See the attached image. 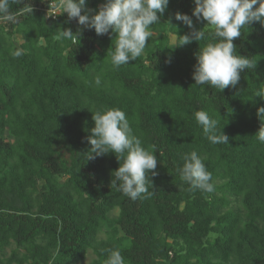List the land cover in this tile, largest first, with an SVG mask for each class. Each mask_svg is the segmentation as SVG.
Here are the masks:
<instances>
[{"label":"trees","instance_id":"trees-1","mask_svg":"<svg viewBox=\"0 0 264 264\" xmlns=\"http://www.w3.org/2000/svg\"><path fill=\"white\" fill-rule=\"evenodd\" d=\"M50 1L10 0V12L32 5L33 14L0 22V264H105L113 249L124 264H264V143L256 136L264 98L255 96L264 85V24L245 25L233 40L234 55L256 67L221 92L193 79L200 48L221 38L205 28L203 40L174 47L191 31L177 12L203 29L194 0H169L150 26L159 33L119 68L107 56L112 30L97 35L67 13L45 19ZM105 2L86 0L89 15ZM69 28L72 39L59 37ZM17 49L23 55L14 58ZM110 108L125 113L142 147L155 146L151 198L133 201L110 187L114 153L87 161L93 113ZM196 111L218 120L228 143H211ZM193 151L212 174L211 193L189 191L180 178Z\"/></svg>","mask_w":264,"mask_h":264},{"label":"clouds","instance_id":"clouds-1","mask_svg":"<svg viewBox=\"0 0 264 264\" xmlns=\"http://www.w3.org/2000/svg\"><path fill=\"white\" fill-rule=\"evenodd\" d=\"M22 0H11L12 4H20ZM193 15L198 21H207L212 37L221 38L219 42H208L200 48L197 63L194 66L193 79L195 85L210 84L213 88L223 91L229 86L235 88L240 81V74L247 68H255L256 62L240 55H234L233 40L241 36V28L251 25L254 21L264 24V0H194ZM169 0H106L99 6L95 15H89L86 0H51L45 19L67 13L69 20H78V24L88 29H94L97 35H104L112 30L115 35V50L111 48L107 56L115 68L136 60L140 57L153 35L150 26L160 21L157 13L163 14ZM258 4V7L255 5ZM10 0H0V22H16V18L24 13L33 14L32 5H25L17 12H10ZM82 12L84 14H82ZM175 19L182 21L191 31L178 36L174 47L190 44L193 40L201 41L205 37L203 29L197 30L193 20L188 15L177 12ZM59 37L72 39V30L59 32ZM14 58L23 55L17 49L11 53ZM96 84L101 83L99 76ZM255 96L264 98V85L255 92ZM93 113V112H92ZM261 126L256 133L258 140L264 143V107L257 110ZM194 117L203 129L208 140L213 144L228 143L229 137L222 132L217 134L218 120L210 119L205 111H196ZM92 119L95 127L91 135L85 139L91 148L84 154L88 160L108 153H114L120 162L117 170L112 172L110 187L115 188L133 201L141 194L148 199L154 195L148 185H153L152 177L158 175L154 171L157 159L152 151L141 146V140L132 134V129L123 111L110 108L104 112L96 111ZM183 167L178 169L183 182L190 185L189 191L196 189L211 193L214 191L210 183L212 174L206 170L202 160L195 151L184 154ZM122 161V162H121ZM105 264H124V258L119 249L109 252Z\"/></svg>","mask_w":264,"mask_h":264},{"label":"rangeland","instance_id":"rangeland-1","mask_svg":"<svg viewBox=\"0 0 264 264\" xmlns=\"http://www.w3.org/2000/svg\"><path fill=\"white\" fill-rule=\"evenodd\" d=\"M206 26H207V21H205V24H204L203 28H205ZM151 31H152V33L154 35H157L159 33V30L158 31L157 30H151ZM172 40H174V36L173 35H172ZM91 257H92V254H90L89 259L87 261H89L91 259Z\"/></svg>","mask_w":264,"mask_h":264},{"label":"built area","instance_id":"built-area-1","mask_svg":"<svg viewBox=\"0 0 264 264\" xmlns=\"http://www.w3.org/2000/svg\"><path fill=\"white\" fill-rule=\"evenodd\" d=\"M51 2V1H50ZM49 2V3H50ZM57 2H58V0H57ZM45 12H46V14H47V12H48V7L45 9ZM57 16H55V17H49V18H56Z\"/></svg>","mask_w":264,"mask_h":264}]
</instances>
